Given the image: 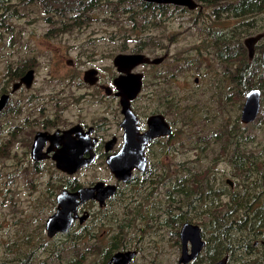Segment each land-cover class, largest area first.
Returning <instances> with one entry per match:
<instances>
[{
	"label": "rangeland",
	"instance_id": "1",
	"mask_svg": "<svg viewBox=\"0 0 264 264\" xmlns=\"http://www.w3.org/2000/svg\"><path fill=\"white\" fill-rule=\"evenodd\" d=\"M192 1L201 11L144 0H0V95L10 96L0 111V264H104L109 244L137 249L132 264H185L177 218L201 228L188 264L224 254L228 264H264V245L245 251L264 239V0ZM256 36L250 52L246 40ZM134 52L162 59L134 69L132 109L142 124L161 114L178 134L148 146L140 181L115 186L101 208L86 203L87 223L50 237L59 192L118 182L99 157L73 174L58 170L54 150L34 158V136L74 123L118 133L121 107L102 85L117 91L112 59ZM31 68L29 86L12 92ZM251 89L260 90L259 109L244 122Z\"/></svg>",
	"mask_w": 264,
	"mask_h": 264
},
{
	"label": "water",
	"instance_id": "2",
	"mask_svg": "<svg viewBox=\"0 0 264 264\" xmlns=\"http://www.w3.org/2000/svg\"><path fill=\"white\" fill-rule=\"evenodd\" d=\"M144 1L175 4H185L191 2V0ZM189 5L193 6V4ZM256 38L257 36L246 40V44L249 47L250 52H252V43ZM161 59V57L154 58L151 60V63H158ZM112 61L117 67L118 72L121 73V75L114 79V85L117 89L116 95L120 97V103L123 109L122 111L126 115L124 121H126L127 124H125V126L131 128V131L125 134L123 148L118 152V154L110 155L107 158V164L112 174L119 178L120 175L123 174H127L126 176H128L129 170L135 165H138L140 169H143L145 159L141 150L143 144L158 135L170 134L172 130L161 114H152L147 119V123L149 125L148 129L142 134L137 132V118L130 109V101L133 100L139 93L141 75L134 72V69L137 65L148 62V56L140 52L118 53L113 57ZM96 71L97 70L95 68H89L86 71V75H94ZM87 76L85 79H87ZM32 77L33 69L31 68L25 71L19 80L13 83L11 91L13 92L17 90L23 84L29 86ZM259 95L260 90L258 89H251L246 94V100L242 110V120L244 122H249L256 116L259 109ZM8 99V93L5 92L0 95V111L6 106ZM78 131H80V128L78 126H73L62 130L61 133L59 130H56L53 133L46 131L36 132L32 145V156L34 158H41L52 150V146L54 144H61L60 148L54 149L52 159L55 161L58 169L66 171L70 174L74 173L77 169L89 163L95 156L94 152H92L94 142L91 137H86L83 141H76L70 137L71 133L75 132L77 134L79 133ZM47 141H49V145L47 146L45 153H42L41 150ZM140 141L142 142L139 143ZM137 146L140 153L133 154L132 157L130 154L137 148ZM132 148L135 149L132 150ZM85 153H88V157H81V155ZM115 186L116 185L106 184L103 181H97L92 186L78 187L75 191L70 192L62 190L59 192L57 195L58 206L55 212L46 220L48 235L52 236L57 231H66L70 228L76 218H78L79 221H82L85 215L78 213L79 205L91 198L97 199L101 202L102 197L107 198L115 193ZM180 238L184 248V244L189 238L192 241V247L189 254L186 255L185 249L183 248L181 261H187L194 258L203 245L201 241L200 228L195 224L186 222L181 227ZM135 254L136 252L134 250L115 252L107 264H129ZM214 264H226V257H223Z\"/></svg>",
	"mask_w": 264,
	"mask_h": 264
},
{
	"label": "flooded vegetation",
	"instance_id": "3",
	"mask_svg": "<svg viewBox=\"0 0 264 264\" xmlns=\"http://www.w3.org/2000/svg\"><path fill=\"white\" fill-rule=\"evenodd\" d=\"M150 2V4L151 5H157L158 4V2H154V1H149ZM160 4H162V3H160ZM163 4H165V5H174V6H179V7H181V6H185V7H190V8H193V9H198V11H201V7H200V4H198V3H195V2H193L192 0H191V2H189V3H185V4H175V3H163ZM189 4H193V6H190ZM190 8H188V9H190ZM211 10H212V8H210ZM148 58H149V61L148 62H146V63H142V64H139V65H137L136 67H138V66H144V65H149V64H155V63H151V60L152 59H154V58H157L156 56L155 57H151V56H149L148 55ZM19 78H20V76H18V79L17 80H19ZM116 78V77H115ZM114 78V79H115ZM113 79V80H114ZM96 85V84H95ZM103 86V88H105V93L106 94H108V95H110V96H112L114 99H118V101H119V104H120V107H121V103H120V97L119 96H117L116 95V91H113L112 92V90H109L108 88L106 89V87H104L105 85H102ZM102 86H96V89H101L102 90ZM22 86H20L17 90H19L20 88H21ZM7 91L8 90H6L5 92L7 93ZM4 92V93H5ZM10 93V92H9ZM138 96V95H137ZM136 96V97H137ZM9 99H10V96H9ZM132 101V100H131ZM131 101H130V109H131V111L133 112V114L136 116V118H137V121H136V124H137V132L139 133V134H142V133H144L147 129H148V127H149V125H148V123H147V119L153 114H149V116L147 117V119H146V121H145V123H143L142 124V121L140 120V118L137 116V114L134 112V110L132 109V106H131ZM8 103H9V100H8ZM7 103V104H8ZM123 109H122V107H121V109H120V112L123 114V120H120L119 122H118V124H117V129H118V133L117 132H115V131H109V130H102V129H100V130H98V131H96L95 130V127H92V126H89V127H91L90 128V130H86L88 127H84V126H82V125H80V124H78V123H74V124H71V125H69V127H66V128H71V127H73V126H78L79 128H80V131H78L79 133H75V132H73V133H71V135H70V137L71 138H73L74 140H76V141H83L86 137H91L92 138V141L94 142V146H93V149L95 148V157L96 158H101V159H104V161H106L107 160V158L110 156V155H115V154H118V152L123 148V145H124V137H125V134L127 133V132H130L131 131V128L130 127H128V126H125V124H127V122L126 121H124L125 120V114H124V112L122 111ZM101 114H102V112H101ZM155 114H158V113H155ZM165 120V119H164ZM166 121V120H165ZM146 125V126H145ZM169 125V124H168ZM170 126V125H169ZM171 127V126H170ZM171 133L170 134H165V135H163V134H161V135H158V136H156V137H154V138H152V139H150L147 143H145V144H143V147H142V155L144 156V167H143V169H140L139 168V166L138 165H135L134 167H132L130 170H129V175L128 176H126L127 174H123V175H120V177L119 178H117V177H115L113 174H112V172H111V170L109 169V172H110V174H111V177H112V179H114V182H118V183H114L115 185H116V187H118L119 186V184H122V185H126V184H132L133 182H138V181H140V177H138V173L141 175H143V173H144V169H145V166H146V162H148V156H147V148H148V146L151 144V143H153V142H159V140L160 139H163L162 141L163 142H167L168 141V137L170 136V138L172 139L173 137H176L177 136V134H178V131H177V129H175V127H171ZM161 131H162V129H161ZM160 131V132H161ZM81 133V134H80ZM82 136V137H81ZM175 139V138H174ZM142 141H140L139 143H141ZM163 142H160L161 144L163 143ZM57 146H60L61 147V144H54L53 146H52V150H54V149H56V148H58ZM59 147V148H60ZM135 148H132V150H134ZM140 153V151H139V148H138V146H137V148L130 154L132 157H133V154H139ZM81 157H88V153H85V154H83V155H81ZM94 157V158H95ZM51 158H52V156H51ZM94 158L92 159V160H94ZM91 160V161H92ZM91 161L89 162V163H87V164H85V165H83L82 167H80V168H83V167H86V166H88L90 163H91ZM59 170V169H58ZM77 170H79V169H77ZM76 170V171H77ZM62 171V170H61ZM75 171V172H76ZM63 172H65V173H68V172H66V171H63ZM74 172V173H75ZM73 174V173H72ZM99 181H102V180H99ZM97 181H95V182H93V183H91V184H89V185H85V186H92L94 183H96ZM104 183H106V184H108L109 183V181L108 182H106V181H103ZM59 194V193H58ZM57 194V195H58ZM113 200H114V197H107V198H104V197H102V201L101 202H99L97 199H94V198H91V199H88V200H86L84 203H82V204H80L79 205V207H78V213L79 214H83V215H85V217H84V219L82 220V221H79V219L78 218H76L75 219V221L72 223V225L70 226V228L69 229H67L66 231H57L56 233H54L52 236H50V237H53V236H55L56 234H58V233H62V234H64L66 237H67V234H68V232H70L71 231V229L73 228V226L75 225V223L76 222H78L79 223V225L80 226H82V225H84L85 223H87V221L89 220V218H91V216H92V212H90V210H91V208H88L87 206H85L86 205V203H88V202H90V201H95V202H97V204H98V206L101 208V207H103V206H105V205H107L109 202H113ZM56 202H57V206H58V200H57V196H56ZM57 206H56V208H57ZM55 212V211H54ZM178 219V223L179 224H181V226L184 224V223H191L190 221H189V219H187V218H183V219H180V218H177ZM170 221L171 222H174V219L171 217L170 218ZM169 223V222H168ZM191 224H193V223H191ZM143 225V224H142ZM141 225V227H138V229H135L136 231H137V233H138V235H139V237H141V236H143V232L145 231V229H146V227L147 226H145V227H143ZM199 228H200V226L199 225H197ZM45 228H46V224H45ZM89 228V227H88ZM180 231H181V228L178 230V235H179V239H180V241H181V238H180ZM200 231H201V228H200ZM46 233H47V235H48V232H47V229H46ZM102 234H105V232H102ZM49 236V235H48ZM108 237H109V235H107ZM202 237V236H201ZM249 241V240H248ZM192 241H191V239L189 238L188 240H187V242L184 244V246H185V248L183 247V245H182V241L180 242V245H181V256H182V252H183V248L185 249V254L187 255V254H189V252L191 251V247H192V243H191ZM258 245H261V246H263L264 245V239H261V240H259V241H257V240H255L254 242H253V244H252V242H251V244H249V247L247 246L246 248H245V251H246V253L247 254H250V255H252L253 253H255L256 251H254V249H255V247L256 246H258ZM109 247H110V250L105 254V257L106 258H104L103 259V261L105 260V262H104V264H107L108 262H109V260H110V258H111V256L115 253V252H118V251H125V250H134L135 252H136V254L134 255V257L131 259V261H130V263L129 264H132V261L134 260V258L136 257V255H138V251H137V249H124V248H116L115 247V245H113V244H109ZM202 247V246H201ZM199 253V252H198ZM198 253L195 255V257H197V255H198ZM194 257V258H195ZM223 257H226V264H228V260H229V258H230V255L229 254H224V255H222L221 257H219V258H217V259H215L214 260V263L215 262H217L218 260H220V259H222ZM194 258H192V259H194ZM191 259V260H192ZM180 261H181V259H180ZM183 263H185V264H188V263H190V259L189 260H187V261H183ZM213 263V264H214Z\"/></svg>",
	"mask_w": 264,
	"mask_h": 264
},
{
	"label": "trees",
	"instance_id": "4",
	"mask_svg": "<svg viewBox=\"0 0 264 264\" xmlns=\"http://www.w3.org/2000/svg\"><path fill=\"white\" fill-rule=\"evenodd\" d=\"M143 5L145 6L146 5V3H143ZM130 17V16H129ZM136 39V38H135ZM251 193V192H250ZM247 246H245V248H246Z\"/></svg>",
	"mask_w": 264,
	"mask_h": 264
}]
</instances>
